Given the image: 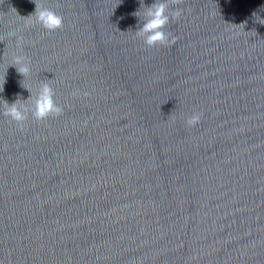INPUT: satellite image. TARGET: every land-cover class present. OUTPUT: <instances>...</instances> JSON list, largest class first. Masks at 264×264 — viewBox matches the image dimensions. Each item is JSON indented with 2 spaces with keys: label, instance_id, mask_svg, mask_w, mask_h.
Segmentation results:
<instances>
[{
  "label": "water",
  "instance_id": "95a60500",
  "mask_svg": "<svg viewBox=\"0 0 264 264\" xmlns=\"http://www.w3.org/2000/svg\"><path fill=\"white\" fill-rule=\"evenodd\" d=\"M35 2L0 0V264H264V0H169L154 47L140 0ZM45 83L61 115H3Z\"/></svg>",
  "mask_w": 264,
  "mask_h": 264
},
{
  "label": "clouds",
  "instance_id": "9594fccd",
  "mask_svg": "<svg viewBox=\"0 0 264 264\" xmlns=\"http://www.w3.org/2000/svg\"><path fill=\"white\" fill-rule=\"evenodd\" d=\"M181 2L182 0H171L172 4H179ZM35 4V12L30 16L34 15L36 24H39L48 32H53L63 27V17L61 15L36 2ZM142 6L144 7V20L142 26L136 30V35L142 38L145 45L148 47L175 43L176 38L171 37L170 40V33L166 32L165 28L168 26L170 19L179 18L181 10L177 9L170 15L169 0H155L150 6H145L144 0H140V8ZM138 12L139 10L134 12L133 15L139 17ZM10 35H15V33H10ZM22 46L23 38L17 37V47L22 48ZM9 66L15 67L17 73L23 78L30 75V60L25 55H15ZM28 90L31 93L30 89ZM2 91L3 85L0 86V92ZM54 96L55 92L53 88L48 83H45L40 87L35 98L31 95L29 96L31 106L20 104L18 100L11 104L4 101L3 115L20 125H23V123L28 120L29 114L37 121L46 120L51 116H59L62 114L63 108L56 103ZM201 115L200 113L194 112L186 119V125L188 127H194L200 122Z\"/></svg>",
  "mask_w": 264,
  "mask_h": 264
}]
</instances>
